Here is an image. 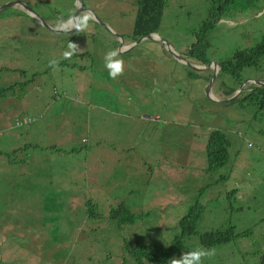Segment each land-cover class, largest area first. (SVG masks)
<instances>
[{
	"label": "rangeland",
	"instance_id": "1",
	"mask_svg": "<svg viewBox=\"0 0 264 264\" xmlns=\"http://www.w3.org/2000/svg\"><path fill=\"white\" fill-rule=\"evenodd\" d=\"M9 1L27 2L35 15L16 7L0 13V264H137L126 246L168 245L192 208H200L199 221L175 258L203 247L202 235L232 228L247 233L208 247L216 255L202 264H264V113L241 102L264 80V58L240 73L253 81L245 93L219 103L209 87L223 100L241 84L219 67L211 83V69L193 71L158 42L119 50L114 35L139 39L134 0L0 6ZM246 1L165 0L153 33L192 64L184 54L197 35L209 45L208 62L223 63L264 37V0L244 9ZM80 3L99 23L64 34L39 25L66 22ZM69 42L80 50L65 59ZM110 50L124 62L116 80L104 68ZM53 59L59 70L49 66ZM214 130L227 139L228 162L208 172ZM54 146L65 164L54 161ZM87 201L98 217H87ZM119 204L134 224L108 218Z\"/></svg>",
	"mask_w": 264,
	"mask_h": 264
},
{
	"label": "trees",
	"instance_id": "2",
	"mask_svg": "<svg viewBox=\"0 0 264 264\" xmlns=\"http://www.w3.org/2000/svg\"><path fill=\"white\" fill-rule=\"evenodd\" d=\"M136 3V12L134 18L133 37L140 38L153 32H156L160 24L161 15L165 6V0H134ZM225 1V0H223ZM229 3L234 0H226ZM252 0H247L244 9L250 6ZM210 17V15H209ZM59 22L60 19L58 20ZM57 23V22H56ZM210 21L202 29L204 37H206L207 30L212 28ZM76 32V31H73ZM9 40L11 37L8 38ZM195 42L190 46L187 53L184 54L189 60L205 65L208 63L206 58V51L208 49L207 43H202L199 36H195ZM82 57L83 55H78ZM77 57V55H74ZM264 58V37L262 40L250 49L245 51H237L232 59L220 63V72L232 77L237 83H241L240 73L245 68L257 67ZM191 76H194L190 74ZM195 77V76H194ZM264 81V80H262ZM235 90H232L227 96L232 95ZM239 98V97H238ZM241 102L245 104L255 105L259 112L264 113V87L250 86L245 93ZM227 139L225 135L218 131H211L205 148V155L207 160V171L212 172L224 167L228 162L227 153ZM74 152V150H71ZM54 160H62L59 157L60 150L54 146ZM59 157V159H57ZM86 205L89 209L86 210L87 217H98V215L90 208H94L91 201H87ZM201 210L200 208H192L182 217L178 224L180 227V234L175 236L173 240L166 246L164 245H143L138 244L134 246H126L129 254L137 264L156 263L167 264L168 261L176 255L185 251L184 239L194 233L197 222L199 221ZM108 218L114 220L118 225H132L136 222L137 217L130 213L123 204H119L116 208L109 211ZM247 232L235 234L232 228L224 232L206 233L200 237L201 245L205 248L222 245L231 242L237 236H244Z\"/></svg>",
	"mask_w": 264,
	"mask_h": 264
},
{
	"label": "clouds",
	"instance_id": "3",
	"mask_svg": "<svg viewBox=\"0 0 264 264\" xmlns=\"http://www.w3.org/2000/svg\"><path fill=\"white\" fill-rule=\"evenodd\" d=\"M95 17L92 13L87 11H82L79 15L69 17V19L64 22L62 21L60 24V30L69 32V31H85L89 26V22L94 20ZM163 47V46H162ZM79 45L73 42H69L68 50L63 53V57L65 59H70L76 52H78ZM119 52L117 50H110L104 56V68L108 72V76L112 80H116L119 76L123 75L124 72V62L121 59H118ZM59 61L53 59L49 61V66L54 68L55 70H59L58 68ZM197 66H202L201 64H193ZM209 96L212 99L217 100V98L213 97V94L210 93V89H207ZM231 97V96H227ZM226 99V98H224ZM228 99V98H227ZM236 100V99H235ZM28 124L30 122L28 121ZM216 255V251L214 248H203L200 247L190 252L183 253L179 256V258H171L168 261V264H202L205 259H212Z\"/></svg>",
	"mask_w": 264,
	"mask_h": 264
},
{
	"label": "water",
	"instance_id": "4",
	"mask_svg": "<svg viewBox=\"0 0 264 264\" xmlns=\"http://www.w3.org/2000/svg\"><path fill=\"white\" fill-rule=\"evenodd\" d=\"M23 7V8H26L27 10H29L30 12H32L28 7H26L24 5V3L22 1H9L3 5L0 6V13H2L3 11H5L6 9L8 8H12V7ZM82 11H86V9L82 6V4L80 3L78 6H76V9H75V12L74 14L72 15L73 16H76V15H79ZM30 12H27L29 14H31ZM90 12V11H89ZM91 13V12H90ZM93 14V13H92ZM32 15V14H31ZM93 16L95 17V21H98V18L93 14ZM39 23L41 24L42 27H44L46 30H48L50 33H53V34H64V33H70V32H73V31H69V32H65V31H62L60 30V25L59 26H56V27H49L48 25H46L42 20H39ZM39 24V25H40ZM111 32V31H110ZM112 33V32H111ZM118 40H119V47L123 45V39L118 36V35H114ZM151 40V41H154V42H158L160 43L161 45H163L168 54L175 60L183 63L184 65L188 66L190 69H192L193 71H196V72H201V71H205V70H209L211 69L212 72H213V75H212V79H211V83L214 81L215 77H216V74H217V71H216V67H219L220 69V64H216V63H213V62H208L206 65H202V66H197V65H193L192 63H190L185 57H183L182 55L178 54L175 52L174 48L171 47L167 42L163 41V40H160V38L155 34V33H152V34H148L146 36H142L140 37L135 43L131 44V46H136L138 44H140L142 41L144 40ZM121 48V47H120ZM122 49V48H121ZM216 66V67H215ZM253 81L250 80V79H245L241 82L238 90L234 91L232 93V95H230L231 97L228 98V99H223V100H216L218 101L219 103H229V102H232L234 101L235 99H237L241 93H245V91H243L245 89V87L249 84V83H252ZM256 84V87H264V81H261V82H255ZM210 89V87L208 88ZM207 96L209 98H211L209 96V94H207ZM212 99V98H211Z\"/></svg>",
	"mask_w": 264,
	"mask_h": 264
},
{
	"label": "flooded vegetation",
	"instance_id": "5",
	"mask_svg": "<svg viewBox=\"0 0 264 264\" xmlns=\"http://www.w3.org/2000/svg\"><path fill=\"white\" fill-rule=\"evenodd\" d=\"M24 5L26 6V7H28L31 11H32V9H31V6L27 3V2H25L24 3ZM17 8H19V10H20V12L22 13V12H25V13H27V12H30L29 10H27L26 8H23V7H18V6H16V8L15 9H17ZM24 9V10H23ZM32 15H35L34 13H33V11L32 12H30ZM17 17H20V16H17ZM45 20V19H44ZM44 20H42L46 25H48L49 27H52L51 26V24L49 23V21H44ZM54 22V21H53ZM40 24V23H39ZM40 26H41V24H40ZM42 27V26H41ZM54 27V26H53ZM44 28V27H43ZM46 30V29H45ZM47 32H48V30H46ZM24 41L25 42H28V40H25L24 39ZM8 50H10V48H8Z\"/></svg>",
	"mask_w": 264,
	"mask_h": 264
},
{
	"label": "crops",
	"instance_id": "6",
	"mask_svg": "<svg viewBox=\"0 0 264 264\" xmlns=\"http://www.w3.org/2000/svg\"><path fill=\"white\" fill-rule=\"evenodd\" d=\"M57 26H59V25H57ZM125 45H129V46H125ZM136 46H137V45H136ZM120 47H121L122 49H121ZM120 47H119V50L122 51L124 47H126V49L128 50V49H130V48H132V47H134V46H131V44H129V43H125V42H124L123 45L120 46ZM161 48H163V47L161 46ZM66 160H67L66 158H62V162H63L64 164L67 162ZM54 161H56V160H54Z\"/></svg>",
	"mask_w": 264,
	"mask_h": 264
}]
</instances>
